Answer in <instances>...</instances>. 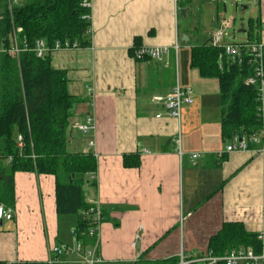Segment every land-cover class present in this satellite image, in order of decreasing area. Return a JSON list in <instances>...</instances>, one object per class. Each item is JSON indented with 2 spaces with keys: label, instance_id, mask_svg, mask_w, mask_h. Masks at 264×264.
<instances>
[{
  "label": "crops",
  "instance_id": "0c3cea01",
  "mask_svg": "<svg viewBox=\"0 0 264 264\" xmlns=\"http://www.w3.org/2000/svg\"><path fill=\"white\" fill-rule=\"evenodd\" d=\"M222 1L90 0V46L51 52L52 66L67 71L68 90L76 97L67 149L97 158L96 181L83 178V190L90 205L102 207L100 264H176L180 251L206 253L224 222L264 231V151L218 158L215 151L228 141L221 133L218 80L190 65V47L210 43L222 28ZM250 1L264 43V0ZM135 37L144 46H167L165 62L135 59L129 52ZM245 41L247 36L239 42ZM176 82L193 95L179 119L152 99ZM87 116L95 127L80 132L76 124ZM197 151L203 155L193 163L190 153ZM131 152L140 154L138 167L123 166L122 155ZM11 209L13 218L0 221V264L47 262L52 246L74 244L71 231L82 215L57 214L52 174L16 171ZM76 257L62 253L52 264H81Z\"/></svg>",
  "mask_w": 264,
  "mask_h": 264
},
{
  "label": "trees",
  "instance_id": "16d2710c",
  "mask_svg": "<svg viewBox=\"0 0 264 264\" xmlns=\"http://www.w3.org/2000/svg\"><path fill=\"white\" fill-rule=\"evenodd\" d=\"M84 1L0 0V203L13 206L16 171L52 174L57 214H81L75 229L79 237L87 238L81 232L91 225L85 214L91 205L84 197L83 178L95 183L97 158L93 152L67 149L66 130L76 97L68 90L67 71L52 66V51L38 56L35 50L38 39L49 48L55 41L76 43L78 48L90 46L91 22L84 18L90 10L82 5ZM220 6L222 3H218V9ZM259 19V15L248 18L247 41L260 42ZM17 27L19 51L15 53L9 48L14 44L13 30ZM140 41V37L134 38L130 53L141 45ZM221 52V47L211 43L193 45L189 49L190 65L201 76L218 80L222 135L227 139L233 134L249 135L259 130L262 120L257 89L245 82L254 74L257 61L247 52L241 62L231 63L226 58L220 61ZM19 135L22 146L18 145ZM122 163L125 167H138L140 154L125 153ZM239 247L259 251L260 242L257 233L246 230L238 221L224 222L208 242V249L214 254ZM10 264L48 263L17 260Z\"/></svg>",
  "mask_w": 264,
  "mask_h": 264
},
{
  "label": "built area",
  "instance_id": "2783aa9c",
  "mask_svg": "<svg viewBox=\"0 0 264 264\" xmlns=\"http://www.w3.org/2000/svg\"><path fill=\"white\" fill-rule=\"evenodd\" d=\"M9 3L17 2V0H8ZM82 5L86 8H91L90 0H85ZM84 18L90 21L91 11L84 15ZM226 23L222 22V28L217 29L211 36L210 43L214 46L222 48V52L219 56L220 61L222 58H226L231 63L241 62L244 52L254 56L257 61V65L254 69V74L245 79L247 84H251L257 89V98L260 100L261 110V126L258 131L253 132L249 135L233 134L228 139L223 149L217 150L216 155L218 158H223L226 154L234 151L253 150L254 152L264 151V67H263V56H264V43L263 42H225V31ZM20 31L17 27L13 30L14 44L9 48V51L18 53L19 48L16 44V34ZM26 46V45H25ZM177 41L173 44V50L176 54L178 50ZM26 48V47H24ZM77 44H70L68 41L60 42L55 41L53 46L49 48L42 39L36 41L35 50L38 56L46 54L48 51H57L65 49H76ZM3 48L0 47V51ZM167 46H155L149 47L140 45L134 49L133 55L135 59H149L157 62H165L168 55ZM153 101L161 104L168 110V114L176 119L181 116L182 107L193 103L192 91L188 87H182L176 82L171 91L166 95L153 96ZM95 122L93 116H87L83 122L76 124V129L80 132H89L94 129ZM18 145L22 146V136H18ZM93 141L89 140V145H93ZM179 141L177 146H179ZM203 155L202 152H192L190 157L192 162L195 163ZM10 160V158H9ZM85 214L89 216L91 225L87 231L81 232L85 234L87 238L91 240L89 244H86L83 238L79 237L78 232L75 228L72 229L71 234L75 238V242L72 246L68 244H60L52 246L49 249L48 264H52L59 260V256L62 253L76 254L75 261L81 264H100L102 258L98 253L99 242H100V226L103 221L102 207L99 202L93 203L89 210L85 211ZM0 218L12 219L13 210L11 207L0 203ZM257 238L260 242L259 251H255L253 247H239L232 248L225 251L223 254H214L211 250H208L204 254L190 255L180 251L179 258L176 264H264V231H260L257 234Z\"/></svg>",
  "mask_w": 264,
  "mask_h": 264
},
{
  "label": "rangeland",
  "instance_id": "374dc122",
  "mask_svg": "<svg viewBox=\"0 0 264 264\" xmlns=\"http://www.w3.org/2000/svg\"><path fill=\"white\" fill-rule=\"evenodd\" d=\"M223 3H225V11L223 6H220L221 8L218 10L220 11L222 17H224L225 23H228V20L230 21V25H226V28H224L226 33L224 39L228 42H239L245 39L246 33L239 32L238 28L240 27V23H243L248 17H252L257 14L256 10L254 11L255 6H253L250 0H223L222 5ZM240 5H247V8L243 9ZM204 11L207 13L206 6H204ZM202 19L205 24L209 23L207 14H203Z\"/></svg>",
  "mask_w": 264,
  "mask_h": 264
},
{
  "label": "water",
  "instance_id": "95a60500",
  "mask_svg": "<svg viewBox=\"0 0 264 264\" xmlns=\"http://www.w3.org/2000/svg\"><path fill=\"white\" fill-rule=\"evenodd\" d=\"M252 1L255 2L256 0H252ZM223 6H224V10H225V3L223 4ZM240 7L242 8V5H240ZM244 7L246 8L247 5H245ZM179 11H180L179 13L182 14V15L184 14V11L186 13V9L185 8H182ZM239 29H240L239 32H245L244 23H240V28ZM185 37L187 38L186 35H185ZM210 41H211V39H210Z\"/></svg>",
  "mask_w": 264,
  "mask_h": 264
},
{
  "label": "bare ground",
  "instance_id": "6f19581e",
  "mask_svg": "<svg viewBox=\"0 0 264 264\" xmlns=\"http://www.w3.org/2000/svg\"><path fill=\"white\" fill-rule=\"evenodd\" d=\"M3 220H8V219L0 218V221H3ZM10 220H11V219H10Z\"/></svg>",
  "mask_w": 264,
  "mask_h": 264
}]
</instances>
